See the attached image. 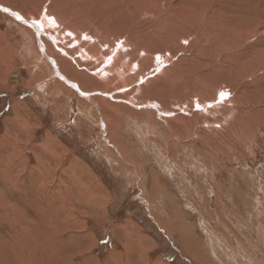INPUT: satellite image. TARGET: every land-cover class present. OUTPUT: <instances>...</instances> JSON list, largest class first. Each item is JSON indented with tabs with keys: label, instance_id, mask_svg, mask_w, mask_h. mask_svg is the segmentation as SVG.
Here are the masks:
<instances>
[{
	"label": "rangeland",
	"instance_id": "obj_1",
	"mask_svg": "<svg viewBox=\"0 0 264 264\" xmlns=\"http://www.w3.org/2000/svg\"><path fill=\"white\" fill-rule=\"evenodd\" d=\"M1 1L0 264H264V117L247 130L231 119L224 130L215 125L218 117L202 124L190 117L194 104H202L186 99L181 88L171 94L181 123L127 105L110 102L107 108L99 100L95 110L37 57L35 31L4 10L38 25L46 13L57 14L59 30L69 32L62 37L46 25L55 45L73 41L71 31L78 36L83 29L98 38L107 31L109 44L120 33L127 43L133 39L132 49L149 41L171 51L172 44L182 45L171 63H157L170 67L193 53L217 54L221 61L229 54L223 43L263 51L264 0ZM111 10L117 12L113 21L104 14ZM258 57L253 61L263 64ZM180 67L174 78L187 92L208 94L218 80L210 67H200L208 81L196 66L185 73ZM246 72L239 70L231 86L248 83ZM220 90L221 104L220 93L229 99L230 91L225 85ZM216 101L206 102V109Z\"/></svg>",
	"mask_w": 264,
	"mask_h": 264
},
{
	"label": "bare ground",
	"instance_id": "obj_2",
	"mask_svg": "<svg viewBox=\"0 0 264 264\" xmlns=\"http://www.w3.org/2000/svg\"><path fill=\"white\" fill-rule=\"evenodd\" d=\"M1 3H3V1L0 0V4ZM6 9L4 8V10L9 15H11L12 17H15L17 19L18 14L15 13L16 11H13V10L11 11L10 10L11 8H9V7ZM8 9H9V11H8ZM64 9H63V13L65 12ZM180 12H181V10H180ZM191 12H192V10H191ZM57 13H59V12H57ZM51 14L52 13H46L45 14L46 17H44L41 20V24H39V25L35 24V23L34 24L29 23L28 19L23 20L22 18L21 19L19 18L18 20H19V22L23 23L24 25H25V23H27L25 26L29 27L27 29V30H29V33L31 32V30L35 31L34 34L37 35L38 41H39L38 42L39 54L37 55V57L39 56V57L44 58L45 64H48L51 67V70H53L52 73L55 75V77L57 79H59L60 81H62L64 83V86H66L65 89L69 90V93L71 95H76L79 99H81L85 102L91 103L92 105H90V106H93V109L95 108V110L99 109V105L96 102L97 100H99L107 108L112 107V106H109L111 104L110 102L114 103L115 105H119V106H122L125 108L127 105V106H130L131 109H133V110L134 109L142 110L143 113H147V116L149 113H151L153 115V118L158 117L164 123L165 122L166 123L167 122H170V123L179 122V123H181L180 121H182L181 120L182 115L181 116L177 115V114H179V113H177V110H176V112H174L173 107L175 106L174 105L175 103H173L171 101L173 99V96L171 95L172 90H175L176 88H181V90L183 89L182 93L185 95L186 99H195V100H198L199 103L202 104V106L194 104L195 106H194L193 111H195V112H192V111L190 112L191 113L190 117L201 118V120L203 122L202 124H204V123L205 124H209V123L212 124L213 122H215V120H217V119H214V117H218L219 120H218V122L215 123V125L222 123L220 126L221 128L225 127L226 124L229 125L228 123H230V119H231L232 124H234L235 126L239 125V127L241 126V128H243V129L246 128V130H247L248 128L251 129L252 127L257 128V126L259 125L260 118L264 117V97H263V94H264V63L261 64L259 62V59H255L256 61H253V59H252V58H256V56L258 57V55L264 57V54H263L264 49H263V51L260 48H259V50H257V49H254L252 46H251V48L247 47L248 49H242V48L238 49V48H235V45L229 46V43H227V44L223 43L221 45V48L222 49L225 48V49L222 52L224 54L225 53H229V54L223 55V58L224 57L225 58L224 59L222 58L221 61H220V59L218 60L217 54H216L217 56L215 55L214 57H207V55L205 57H203V56H197V55H195V53H193V55L186 56L187 57L186 59L184 58L185 56H183L182 57L183 64L181 61V65L176 66L174 64V66L171 65L170 67H164L161 65L163 63L164 64L171 63V61H173V58H174L173 54H176L175 51H181L183 49L182 45L177 46L175 44H172V45H174V47H173V50L171 51V48H168L165 44L162 46V44L161 45L157 44V41H155L156 43L149 41V44L145 43L146 44L145 46L135 44L134 49H132L130 44H129V42L131 40L133 41V39H131L132 37L131 38L129 37L131 40L127 43V41L125 42V40H128L127 39L128 37L126 38L125 36H121V34L119 33L118 35L113 34V37L115 36V38L112 40H115L114 43H116V45L114 46V43H112L111 41H110L111 42L110 44L108 43L107 36H110L111 34L109 33V35H106V34H108L107 31L103 33V36H99V38H98L96 35H94L92 32H90L87 29H83V32H81L78 36H76L74 31H71V33L75 37H77V38L80 37V38H78L79 40L82 41L83 38L85 39V42L83 44H80V42L77 41V38H74L73 41L71 40L63 46H62V44L55 45L56 39L55 38L53 39V37L48 36L49 34L47 31H45L46 30L45 26L48 25L49 29L54 27L55 30L58 31V33L60 32L58 35L61 34L62 37L65 34V31H67V32H69V31H68V29H65L64 31L59 30L60 25L63 22H60V19L57 17V14L54 15V18L56 17V19L52 18L53 14L52 15ZM104 14H105L106 18L110 19L109 21H111V20L113 21V19L115 20V17H117L116 16L117 12H115V10L107 11V13L104 12ZM190 14H192V13H190ZM59 15H60V13H59ZM194 15H195V13H194ZM20 16H23V15L20 14ZM24 18H25V16H24ZM96 19L98 20V16ZM189 19H190V17H189ZM116 23L119 24V22H116ZM193 23H196V22H193ZM88 26L90 29L91 26L90 25H88ZM98 26H99V24H98ZM115 26H112V27H115ZM118 26L120 27V25H118ZM211 26H212V24H211ZM82 27H83V24H82ZM121 28H122V26H121ZM107 29H110V28H107ZM107 29H105V30H107ZM103 30H104V28H103ZM184 34H186L187 37L192 36V32H190V31H187ZM142 35H139V37ZM61 36H59V37L62 38ZM62 40L66 41L67 38L66 37L64 39L62 38ZM118 40H124V43L121 42L122 44L120 45L117 43V42H120ZM150 40L152 41V39H150ZM71 43H73V44L71 45ZM95 43H99V44H95ZM179 43H180V41H179ZM179 43H177V44H179ZM52 44H54L53 46H55L54 50L51 48ZM77 44H79V45H77ZM116 46H119V48H121V49L119 51H117V50L114 51ZM128 47H130L133 51L132 52L128 51ZM132 47H133V45H132ZM231 47H233V48H231ZM4 48L6 49L5 46H4ZM103 50H105V51L102 52ZM255 50H257V52H255ZM6 51H8V50H6ZM11 51H13V50H11ZM4 52H5V50L3 51V53ZM172 52H173V54H172ZM0 53H1V50H0ZM140 53H142V54H140ZM10 54H12V53H10ZM139 54L142 56H139ZM7 55H9V54L7 53ZM7 55H4V56H7ZM112 55H113V57H112ZM108 56L111 58H109ZM157 57H159V59H163L162 64H157V63H159V60L157 59ZM1 58H3V56ZM258 58H260V57H258ZM109 60H111V61L108 62ZM3 61H1V62H3ZM5 61H7V59H5ZM87 63H91V66H87ZM190 64L196 66L198 68L197 71L200 69V67L203 69L206 66V67H210L212 72L215 73V74H212L211 76L212 77L215 76V78H217L218 80H216V81H215V79L213 80L214 82L212 83L213 84L211 87L212 89L208 94L207 93L202 94L195 89L189 90L187 92L185 90L186 87L182 88L181 85L177 82L178 80H176L174 78V76L177 75V71L175 70L176 67L181 66L180 69H183L184 73H185V71H189ZM104 65H107V67ZM252 66H253V69H252ZM90 67H92V68H90ZM160 67H163V69H161V71L158 73V75H155L156 71ZM121 69L124 73L120 71ZM202 69H200L201 72H198L199 73L198 77L203 76L202 79L205 78L204 80L207 79V81H208V79H209L208 73L209 72L204 71ZM239 70H241V71L246 70L247 72L244 74L247 77L246 79L250 80V81L248 83L240 82L238 85H235L236 87H232L233 85L231 86V80H237V77L239 76ZM118 71L120 72V74H115V72H118ZM187 73L189 74V72H187ZM225 73L227 75H225ZM191 74H193V73L191 72ZM223 75H225V78ZM178 77H180V80H182L181 76H178ZM218 77H220V78H218ZM189 80H191V79L189 78ZM240 80L238 79L237 82H239ZM228 81H229V83H228ZM63 83H62V85H63ZM224 85H225V89H227V90L229 89L230 97L228 96L229 99H224L225 101L221 102V104H220L216 101V98L219 96L218 90H220V89L222 90V87L224 88ZM117 87L120 88V91H119V94H117V95L115 94L116 95L115 96L114 90L112 92V89L116 88L115 91H117V89H118ZM62 89H64V88H62ZM181 90H179V91H181ZM227 90H226V92H228ZM231 91H233V92L236 91L237 95L236 96L233 95V92H231ZM179 93H181V92H179ZM234 94H235V92H234ZM257 96H260V97L257 98ZM217 99H219V98H217ZM215 101L217 102V104H214L212 109L207 110L205 107L206 102L214 103ZM168 105H171V108ZM172 111H173V113H175L174 116L171 114ZM184 111H187V110H184ZM151 114H149V117ZM210 117H213L212 120H210ZM231 117L234 119H232ZM112 130H113V128H112ZM227 130H229V128ZM49 154H50V152H49Z\"/></svg>",
	"mask_w": 264,
	"mask_h": 264
},
{
	"label": "snow or ice",
	"instance_id": "obj_3",
	"mask_svg": "<svg viewBox=\"0 0 264 264\" xmlns=\"http://www.w3.org/2000/svg\"><path fill=\"white\" fill-rule=\"evenodd\" d=\"M17 19H19V17H17ZM157 59L159 60V57H157ZM220 97H221V100H224V99L227 98V97H226V94L223 93V92L220 93Z\"/></svg>",
	"mask_w": 264,
	"mask_h": 264
}]
</instances>
